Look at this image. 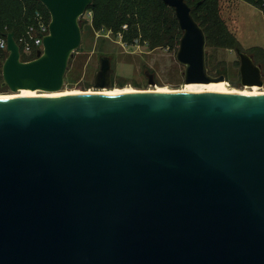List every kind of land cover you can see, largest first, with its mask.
<instances>
[{"label": "water", "instance_id": "1", "mask_svg": "<svg viewBox=\"0 0 264 264\" xmlns=\"http://www.w3.org/2000/svg\"><path fill=\"white\" fill-rule=\"evenodd\" d=\"M39 1L51 21L36 58L5 33L15 92L62 88L93 2ZM163 2L183 31L185 83L224 81L192 6ZM237 51L242 83L262 86L261 65ZM112 72L100 56L95 88ZM0 264H264V93L0 97Z\"/></svg>", "mask_w": 264, "mask_h": 264}, {"label": "rangeland", "instance_id": "2", "mask_svg": "<svg viewBox=\"0 0 264 264\" xmlns=\"http://www.w3.org/2000/svg\"><path fill=\"white\" fill-rule=\"evenodd\" d=\"M95 1H99L103 10L98 17L92 8ZM125 1L128 0H93L86 9L92 11V16L88 17L86 11L80 16L82 42L69 60L59 92L94 89L102 55L112 58V83L108 88L181 89L185 86V65L176 58L183 31L175 10L169 5L157 7V2H151L158 0H132L134 7L140 1L157 17L158 22L143 28L138 23L139 16ZM199 1L203 4L193 14L205 29L209 73L224 75L229 88L251 89L252 86L242 83L239 48L253 55L255 63L261 65L263 85L253 86L264 90V0H188L191 5ZM123 4L127 7L122 8L125 16L132 22L120 23ZM33 6L41 5L33 0H0V31L15 28L21 40L27 29L26 15ZM146 71L155 74V84L149 83ZM0 93H15L5 83L3 72Z\"/></svg>", "mask_w": 264, "mask_h": 264}, {"label": "bare ground", "instance_id": "3", "mask_svg": "<svg viewBox=\"0 0 264 264\" xmlns=\"http://www.w3.org/2000/svg\"><path fill=\"white\" fill-rule=\"evenodd\" d=\"M229 84L224 81H212L209 83H185V86L181 89H173L170 87H163L159 89L149 88V89H136L134 87H123V88H94L89 89L85 92L87 93H121V92H133V91H143V92H176V91H190V92H212V93H239V94H257L264 93V90H260L257 86H252L251 89H239V88H229ZM231 87V86H230ZM59 90L57 91H41L33 90L29 91L27 89H20L15 93H0V97H14V96H56L62 95L64 93ZM71 93V92H70Z\"/></svg>", "mask_w": 264, "mask_h": 264}, {"label": "trees", "instance_id": "4", "mask_svg": "<svg viewBox=\"0 0 264 264\" xmlns=\"http://www.w3.org/2000/svg\"><path fill=\"white\" fill-rule=\"evenodd\" d=\"M34 2H37V3H40V5L41 6H33V7H30L29 8V10H28V13H27V15H26V19H25V23H26V26H27V28L29 27V25L31 24V23H33L34 22V16H35V14H36V12H38V11H41V12H43V13H45L46 14V16H47V18L48 19H50V13H49V11L47 10V8L44 6V4H42L39 0H33ZM125 2H127V6H129V7H131L132 9H133V12L135 13V14H137L139 17L137 18V20H138V23H141L142 24V26H143V28L145 27V25H147V24H149V23H155V22H158V20H157V17L156 16H154L153 14L154 13H150V12H148L143 6H142V2H136L135 3V7H134V1H132V0H128V1H125ZM151 2H157V7H160L161 5H164L165 3L163 2V0H158V1H151ZM187 2H188V0H187ZM189 3V2H188ZM190 4V3H189ZM203 4V1H199V2H197V3H195L194 5H191L190 4V6H192V8H193V10H192V13H194V10L196 9V8H198L199 6H201ZM107 4H105L104 6H103V8L104 9H106V6ZM166 5V4H165ZM92 8L95 10V12H96V14H97V17H98V13H99V11L101 12V11H103L101 8H102V6L101 5H99V1H95V2H93V4H92ZM122 8H127L124 4L121 6V10H122V13H121V15H119L120 16V19L121 18H123L121 21H120V23H122V22H124V21H130V22H132L131 21V19H127L126 18V16H125V14H126V11H123V9ZM173 8V7H172ZM174 9V8H173ZM175 10V9H174ZM160 15V14H159ZM99 16H100V14H99ZM125 16V17H124ZM193 16H194V14H193ZM194 18H195V16H194ZM196 19V18H195ZM196 21L197 22H199L200 23V25L202 26V24H201V22L200 21H198L197 19H196ZM117 22V21H116ZM124 23H126V22H124ZM128 24H129V22H128ZM150 25V24H149ZM102 26H104V24L102 25ZM82 27V26H81ZM203 27V26H202ZM203 29H204V27H203ZM27 30V29H26ZM133 30H135V27L133 26ZM11 31H14L15 32V38H16V41H17V43H19L20 44V40L18 39L19 38V36L20 35H18L17 34V30L14 28V29H12V30H10V31H7V30H1L0 31V37H2V36H5V33H7V32H11ZM204 31H205V29H204ZM148 36V35H147ZM21 45V44H20ZM22 47V46H21ZM0 61L2 62L7 56H8V52L7 51H4L3 49H1L0 48ZM34 58H36V54H34L33 55V57H25V56H23V60H30V59H34ZM2 72V67H0V73Z\"/></svg>", "mask_w": 264, "mask_h": 264}, {"label": "built area", "instance_id": "5", "mask_svg": "<svg viewBox=\"0 0 264 264\" xmlns=\"http://www.w3.org/2000/svg\"><path fill=\"white\" fill-rule=\"evenodd\" d=\"M86 14L88 15V17H90L92 16V11L88 10L86 11ZM50 21H51V16L50 19H48L43 12L41 11L36 12L34 16V22L29 25L25 35L20 40L21 45L20 44L19 45H20L22 60H23V56L33 57V55L36 54L37 57L38 50L44 49L43 38L45 35L49 34L50 32V28H49ZM7 46H8L7 37L6 36L0 37V48L8 52ZM4 61L5 59L2 62L0 61V67H3ZM24 61H29V60H24Z\"/></svg>", "mask_w": 264, "mask_h": 264}]
</instances>
